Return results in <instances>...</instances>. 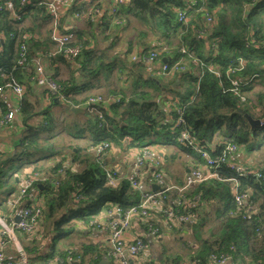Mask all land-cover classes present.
<instances>
[{"label":"trees","instance_id":"trees-1","mask_svg":"<svg viewBox=\"0 0 264 264\" xmlns=\"http://www.w3.org/2000/svg\"><path fill=\"white\" fill-rule=\"evenodd\" d=\"M8 2L19 18L7 7ZM49 2L0 0V86L11 77L24 86L19 113L26 123L39 114L37 102L31 101L35 90L27 79L37 85L32 79L40 61L59 91L55 94L37 86L44 88L51 103L60 98L68 113L75 106L85 108V119L72 120V128H76L75 138L89 140L83 146L71 144V156L53 159L54 154L48 155L51 162L27 173L26 178L36 172L41 175L34 186L41 214L34 232L16 233L27 264H69L67 257L85 264L88 255L93 256L92 264H99L111 248L86 242L65 245L62 239L82 232L83 226L94 227L95 216L111 204L123 209L137 206L143 192L127 177L120 178L117 186L108 184L109 169L105 158L98 155L102 144L109 145L107 153L124 144L128 148L172 145L193 157L196 167L205 165L203 151L213 158L224 152L225 144L211 145L217 135L236 143L237 154L264 149V122L252 128L246 118L264 119V89L256 87L264 83V0H130L116 13L107 11L98 19L101 2L72 0L64 17L77 24L69 30L63 27L65 18L52 12ZM179 10L186 11L187 21H179ZM206 14L214 17L211 25L205 22ZM55 23L63 33L74 34L71 43L62 46L53 41ZM128 30L132 35L124 36ZM151 36L169 48L160 52L158 60L166 58L170 66L181 62L183 71L159 75L150 68L144 59L161 49L149 42ZM68 45L80 46L81 52L66 55ZM137 46L142 48L141 58L132 60ZM23 52L26 60L20 63ZM60 64L69 69L66 79L60 77ZM115 73L121 86L114 83ZM233 79L239 82L237 91ZM164 88L170 89L163 94ZM92 96L104 100L89 106L86 102ZM0 112H8L1 103ZM41 113L44 117L38 124L26 125L12 159L0 151V206L15 200L20 187L13 176L27 168L35 155L46 150L55 153L51 139L57 128L71 126L59 122L49 110ZM183 132L194 145L181 138ZM243 164L249 169L241 174L226 163H215L212 170L219 177L189 186V180L180 181L167 191L165 208H172L179 218L171 231L183 232L191 249L187 254L173 253L164 246L161 264H211L212 254H226L232 264H264V158L253 167ZM146 183L149 188L150 178ZM237 195L246 196L242 205ZM19 205L32 207L33 201L23 199ZM182 217H192L191 222L187 224ZM137 224L147 245L144 235L150 224L166 232L154 219L137 220ZM22 235L28 245L20 240ZM4 251L7 260L22 264L13 242Z\"/></svg>","mask_w":264,"mask_h":264},{"label":"built area","instance_id":"built-area-1","mask_svg":"<svg viewBox=\"0 0 264 264\" xmlns=\"http://www.w3.org/2000/svg\"><path fill=\"white\" fill-rule=\"evenodd\" d=\"M71 1L72 0H50L48 6L50 9H53L54 6L57 4L69 7L71 5ZM95 1L98 3L102 0ZM129 1L130 0H111L109 12L112 14L116 13L121 5ZM7 7L12 10V13L15 17L19 18V16L15 15L13 11L12 2H8ZM97 13H100V10H97ZM188 18L189 17L187 16L186 11H178L179 21H187ZM213 21V15L206 14V24L211 25ZM51 38L59 45L65 46L72 42L74 34L70 32L63 33L55 23ZM157 45L161 47L160 51L154 50L153 52H151V54L144 59L146 63L156 62L159 59L160 52H166L169 49L167 46L161 44L160 42H158ZM22 49L24 50V46H22ZM64 51L65 54L68 56H77L81 52V47L68 45L65 47ZM136 59L137 56L134 55L133 60ZM25 60L26 57L23 52L21 54L20 63H23ZM155 70L157 74L165 75L169 73V71H183L184 66L181 64V62H177L173 66H170L167 61L163 62L160 60V67L156 68ZM231 72H233V70H231ZM32 80L36 82L38 86H44L55 94L59 91V85L51 77L46 75L44 66L40 61L36 62L35 75L33 76ZM232 83L235 86V90L237 91L239 86L238 80L233 79ZM6 92L14 93L20 100V98L25 92V88L17 79L11 77L8 78L5 83L0 86V99L4 96ZM103 100L104 98L101 96H92L87 100L86 104L92 106L93 104L99 103ZM15 116L16 111L14 110H8V112L5 114H2L0 112V128L10 124L15 118ZM179 122H182V120H180ZM181 138L187 140L189 144L194 145V140L190 139L186 132L182 133ZM221 143L225 144L226 148L224 152L216 158H213L208 151L202 152V157L205 160V165L204 167H195L192 169L190 180L187 186H189L190 184H198L210 178L219 177L218 173L212 170L214 164L218 162L228 164L232 169H235L241 174L247 172V170L249 169L247 166L233 159L235 154H237L238 152L237 144L226 139L224 136L221 139ZM108 147L109 145L107 143H104L100 146V148L98 149V155L100 158L104 159L106 157V150L108 149ZM162 164V159L156 158L150 147H142L141 152L136 156L134 160V168L136 169V172L130 178L132 186L143 191L140 203L137 206H133L128 209H123L118 204H111V208L109 207L112 218L108 221L105 226V228L109 231V242L111 244L109 255L114 256V258L119 264H130L131 260H133L137 255H139L141 251L145 250L148 247L142 235L137 236L133 241H128L125 239L124 232L132 227L133 222H137V220H141L142 222H150L154 219L158 222H161V224L170 231L173 227L178 226L179 218L177 217L173 209L165 208V199L167 198V191L174 188V186L167 183L162 170ZM108 169V184L111 186H117L119 179L125 177L124 174L122 173L119 166L110 167ZM143 171H148L151 174V183L149 188L147 187L146 189H143L142 185ZM39 179H41V175L37 172L34 173L32 176L27 177L24 181V184H22V186H20L19 190L17 191L13 203L17 204L23 199L28 200V198L30 197V191L35 188V183ZM234 180L237 186L238 181L236 179ZM153 183L159 185V188L157 190H154L152 188ZM245 197V195H237V203L239 205H242L243 201L245 200ZM40 204L41 201L36 198L33 201L32 207L24 206L19 214L18 222L16 221V216H14L13 214L6 216L0 213V264H14L12 261L7 260L6 253L4 251V247L8 242L14 243L16 248L21 253V263L27 264L26 253L23 251L22 245L17 237L16 231L22 230L27 233H32L35 231L37 219L41 214ZM162 215H164V217ZM191 219L192 217H182V221L187 222V224L191 222ZM93 224L94 226H96L98 225V222L94 221ZM148 233H150L152 236H163V233L160 232V228L158 226L154 227L153 224H150ZM60 261L64 263L63 259H60ZM66 261L71 264L73 259L71 257H67ZM229 261L230 258L226 254H221L220 256L212 254L210 256L211 264H226Z\"/></svg>","mask_w":264,"mask_h":264},{"label":"crops","instance_id":"crops-1","mask_svg":"<svg viewBox=\"0 0 264 264\" xmlns=\"http://www.w3.org/2000/svg\"><path fill=\"white\" fill-rule=\"evenodd\" d=\"M50 1V0H49ZM111 6V0H102L101 1V11L99 13V16L96 18L98 19L107 11H109ZM68 7H65L63 5L57 4L54 6L51 11H53L56 14H59V16L64 17L66 12H67ZM65 21L63 24V27L65 30H69L70 28H74L75 24H77L76 21H74L71 17H64ZM25 25H29V21L25 22ZM133 31L128 30L127 32L125 31L123 33L124 36L126 35H132ZM1 39V38H0ZM149 42L152 45H157V40L153 38L152 36L149 39ZM142 52V48L140 46H137L133 52V55L131 59L133 60V56L136 55L137 59L139 60L140 53ZM149 66L151 69H156L160 67V61L157 60L154 63H149ZM59 71H60V77L61 78H68L69 77V69L63 65H59ZM118 73H115L114 76V83L117 86H121V82H118ZM26 81V80H25ZM28 85L32 86L34 88V94L31 96V101L32 102H37L38 105V112L39 114L34 115L33 117H29L25 123V120L21 117L19 113V99L18 97L12 93V92H6L4 96L0 99L1 105L6 108L7 110H14L16 111V116L13 119V121L0 128V149L1 152L6 155V159H12L15 154L18 151V143L21 142V138L23 136V133L25 129H27L28 125L29 127L31 125H36L38 124L44 117L41 112L49 110L52 112L53 115H55L60 122L61 120L65 121V124H71V126H67L61 128L62 126L58 127L55 134L56 137L55 139H51L53 143H55V153L52 151H44V153H39L34 156L33 160L27 168L19 172V175L15 174L13 177L16 178L17 180V187L19 188L20 185L24 184V181L26 179L27 173H31L35 166H38L40 164H48L51 162V159L48 155L54 154L53 159L61 158L62 155H72V151H70V145L71 144H77L82 146L83 144L80 143L81 141H85V143L88 142V138L85 136L83 138H75L74 137V132H76V128H72V120H77L78 122H83L85 119V108L83 106H75V108H81L83 109L82 111L75 112L71 108V113H68L65 110V107L61 101L60 98L55 97L54 102L48 99L49 97L44 94L43 87H38L34 83L30 82V80L27 79ZM177 85V82H175ZM174 84V83H173ZM172 84L171 87H174ZM257 89H264V83L262 84L261 82H258L256 84ZM106 95V94H105ZM65 112V116L62 114ZM66 119V120H64ZM75 120V121H76ZM223 138L222 135H217L214 137L213 142L211 145H214V143H221V139ZM60 141V142H59ZM65 142V144H63ZM61 143V144H60ZM141 148L139 146H131V147H126V145L122 146H113L109 152L107 153L105 157V163L108 168L114 167V166H119L122 173L124 174L125 177L131 178L134 173L136 172V169L134 168V160L136 156L141 152ZM151 150L153 151L154 155L156 158L162 159L163 164H162V170L165 175L166 181L170 185H179L180 181H187L190 180L191 176V171L193 168L197 166L195 164V159L188 155L187 153L183 152L181 149H179L176 146L172 145H157L154 144L151 147ZM264 150V149H263ZM263 150H254L253 152L249 153H243L239 152L237 154L238 161L241 163H246L248 165L256 166L257 163L264 158V151ZM49 153V154H48ZM44 156H48L44 158ZM77 167V165H76ZM79 167V165H78ZM199 167V166H198ZM204 167V166H200ZM143 180H142V185L143 189L147 188V183L146 181L151 178V174L148 171H143ZM154 184V183H153ZM30 197L28 198L27 201H34L37 196H38V191L36 188H33L30 191ZM22 206L19 205V203L14 204L13 200L11 203H3L0 206V213L3 215H12V213L17 216L20 214L22 210ZM111 208V206H110ZM110 208H104L101 210V212L95 216L96 220L98 222V225L88 228L86 226H83L81 228L82 232L76 231L73 233L70 237L66 239H62V242L65 245H70L71 243L74 245H77L81 242H86V243H91V244H99L102 248L105 250H109L111 247V244L109 242V231L108 229L105 228L106 224L108 221L112 218V215L110 214ZM166 232L164 231L163 236L160 238H153L152 235L148 232H145L146 239L148 242V247L141 251L139 255H137L133 261L134 264H161L160 262V256L161 252L164 246H166L171 252L173 253H183L187 254L190 252V249L185 253L182 251H177L175 248L171 247L169 243L172 245L174 244L175 247L177 248L179 245L184 246V240H183V235L182 233H174L173 231H170L166 229ZM186 234H188V231H185ZM185 234V233H184ZM143 235V229L141 226L137 224V222H133L132 227L124 232V237L128 241H133L137 236ZM20 239L24 244L28 245L29 240L27 239L26 236L22 235ZM184 243V244H183ZM185 246H187L185 244ZM175 250V251H174ZM102 259L100 260L99 264H119L114 256L109 255V254H104L102 255ZM91 257L93 256L88 255L85 258V264H92L91 263ZM95 258V257H94ZM74 262H77L79 264V261L73 260L71 264ZM226 264H232L230 261Z\"/></svg>","mask_w":264,"mask_h":264},{"label":"water","instance_id":"water-1","mask_svg":"<svg viewBox=\"0 0 264 264\" xmlns=\"http://www.w3.org/2000/svg\"><path fill=\"white\" fill-rule=\"evenodd\" d=\"M165 61H167L166 58H163V62H165ZM173 86H176V83H174ZM169 89L170 88H164L163 89V94H165V92L167 90H169ZM72 110L75 111V112H78V111H82L83 109L73 107ZM246 118H247V120L250 123V125H251L252 128H254L255 126L261 125L264 122V119L263 120L253 119L249 115H246ZM152 188L154 190H157L159 188V185H157V184L154 183V184H152ZM16 221L17 222L19 221V215L16 216ZM73 264H78V263L77 262H74ZM130 264H134V261L131 260Z\"/></svg>","mask_w":264,"mask_h":264},{"label":"rangeland","instance_id":"rangeland-1","mask_svg":"<svg viewBox=\"0 0 264 264\" xmlns=\"http://www.w3.org/2000/svg\"><path fill=\"white\" fill-rule=\"evenodd\" d=\"M102 94H105V93L102 91ZM80 143H82V144L84 145V144H85V141H81ZM63 144H65V142H64ZM83 145H82V146H83ZM185 236H188V235H185ZM188 238H190V237H188ZM188 240H190V239H187V241H188ZM184 243H186V241H185ZM184 243H183V244H184ZM169 245H170L171 247L175 248L177 251L179 250V251H182V252H185V253H186L189 249H191V246H189L188 244H187V246H185V244H184V246H182V247H181V245H179L177 248L175 247L174 244L172 245V243H171V244L169 243ZM174 251H175V250H174Z\"/></svg>","mask_w":264,"mask_h":264}]
</instances>
